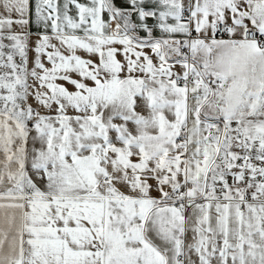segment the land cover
<instances>
[{
  "label": "snow or ice",
  "instance_id": "6c2138e0",
  "mask_svg": "<svg viewBox=\"0 0 264 264\" xmlns=\"http://www.w3.org/2000/svg\"><path fill=\"white\" fill-rule=\"evenodd\" d=\"M0 264H264V0H0Z\"/></svg>",
  "mask_w": 264,
  "mask_h": 264
}]
</instances>
